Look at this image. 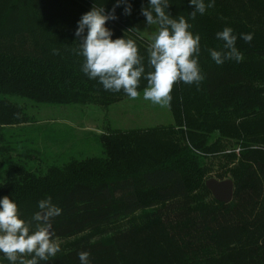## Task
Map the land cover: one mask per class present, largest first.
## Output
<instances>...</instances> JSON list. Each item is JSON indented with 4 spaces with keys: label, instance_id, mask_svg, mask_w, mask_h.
<instances>
[{
    "label": "trees",
    "instance_id": "1",
    "mask_svg": "<svg viewBox=\"0 0 264 264\" xmlns=\"http://www.w3.org/2000/svg\"><path fill=\"white\" fill-rule=\"evenodd\" d=\"M129 2L131 15L121 5L106 27L112 39L137 43L146 74L147 48L128 29L149 0ZM115 3L0 0V198L16 202L22 219L48 196L62 209L52 221L55 238L76 239L41 264H80L79 251L90 252L91 264H264V0H215L195 20L190 0H168L166 11L183 15L201 37L205 77L199 86H174L175 123L100 134L102 156L39 165L41 140L65 144L68 134L36 125L32 105L109 106L126 96L82 71L75 36L84 13L94 5L107 13ZM225 27L243 60L217 65L208 50H222L216 33ZM247 33L250 43L241 38ZM146 86L142 76L138 91ZM231 140L236 147L227 151ZM222 150L237 159L228 203L210 198L206 186L205 161ZM124 219L129 226H120ZM97 233L104 236L94 239ZM0 264H9L2 253Z\"/></svg>",
    "mask_w": 264,
    "mask_h": 264
},
{
    "label": "clouds",
    "instance_id": "2",
    "mask_svg": "<svg viewBox=\"0 0 264 264\" xmlns=\"http://www.w3.org/2000/svg\"><path fill=\"white\" fill-rule=\"evenodd\" d=\"M123 5V14L131 15L129 0H116L110 12L105 7H96L84 13L77 22L75 36L79 40L78 54L84 57L82 71L90 79H98L106 91L120 92L129 99L141 97L138 91L141 77L147 81L142 97L153 105L168 108L172 101V91L177 83L197 85L204 80L199 64L201 37L190 29L192 25L180 15L173 18L166 11L168 0H149L147 7L141 8L148 26H156L147 47L148 67L145 74L143 57L133 39H112L113 32L106 27L108 21H115L116 8ZM194 11L190 13L195 20L197 13L203 15L209 8L215 7V0H190ZM128 31L141 33L138 28ZM223 41L222 50L209 49V54L217 65L227 60L240 62L242 53L236 47L237 36L231 27H225L216 33ZM241 38L250 43L251 33L241 34ZM54 54L56 50H54ZM38 211L30 219L20 217V209L9 196L0 198V253L9 264H41L61 252V243L55 238L52 229L54 218L62 214V209L48 196L38 202ZM80 264H91L90 252L79 251Z\"/></svg>",
    "mask_w": 264,
    "mask_h": 264
},
{
    "label": "rangeland",
    "instance_id": "3",
    "mask_svg": "<svg viewBox=\"0 0 264 264\" xmlns=\"http://www.w3.org/2000/svg\"><path fill=\"white\" fill-rule=\"evenodd\" d=\"M133 28H138L141 33L131 31L137 41L145 48L150 43V37L156 26H148L145 17L137 21ZM135 100L126 96L113 102L109 106L92 104L87 107L77 105L66 106H31L30 112L38 120L35 124L44 128H55L56 133L63 130L68 138L65 144L53 143L48 139L40 142L43 159L39 163L41 168L47 169L49 163L63 164L70 155L84 159L103 155V148L97 139L100 134L113 130H147L156 126H166L175 123L171 107L161 108L146 101L142 97ZM52 126V127H51ZM56 134V135H57ZM228 150L236 147L234 141H225ZM238 151V149H237ZM224 151L212 155L205 161L210 166L208 179H232L229 170L236 166L237 159H227ZM229 160V161H228ZM214 197L211 193L210 198ZM209 198V199H210ZM131 219L120 222L121 227H127ZM94 239H100L104 234H94ZM76 238L58 239L61 248L69 246Z\"/></svg>",
    "mask_w": 264,
    "mask_h": 264
},
{
    "label": "water",
    "instance_id": "4",
    "mask_svg": "<svg viewBox=\"0 0 264 264\" xmlns=\"http://www.w3.org/2000/svg\"><path fill=\"white\" fill-rule=\"evenodd\" d=\"M206 186L211 191L215 199L222 202H230L234 196V180L225 179L218 180L216 178H211L206 180Z\"/></svg>",
    "mask_w": 264,
    "mask_h": 264
}]
</instances>
